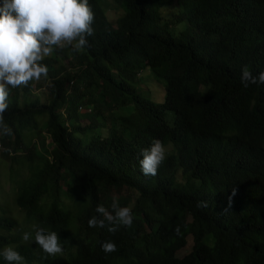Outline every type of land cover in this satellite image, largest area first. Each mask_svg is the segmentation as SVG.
Segmentation results:
<instances>
[{
    "label": "trees",
    "instance_id": "trees-1",
    "mask_svg": "<svg viewBox=\"0 0 264 264\" xmlns=\"http://www.w3.org/2000/svg\"><path fill=\"white\" fill-rule=\"evenodd\" d=\"M116 2L113 21L89 0L88 46L43 60L47 102L30 99L34 81L9 89L0 157L25 216L2 210L0 250L13 247L24 264H264V84L240 82L245 66L264 72V0ZM175 3L181 11L167 19ZM147 70L158 98L141 93ZM44 129L53 149L41 155L33 139ZM156 139L165 159L145 176L139 153ZM113 200L131 208L132 227H89ZM34 225L57 232L63 255L35 244ZM189 236L193 249L179 254ZM109 240L117 250L105 254Z\"/></svg>",
    "mask_w": 264,
    "mask_h": 264
},
{
    "label": "clouds",
    "instance_id": "clouds-1",
    "mask_svg": "<svg viewBox=\"0 0 264 264\" xmlns=\"http://www.w3.org/2000/svg\"><path fill=\"white\" fill-rule=\"evenodd\" d=\"M94 19L89 0H3L0 5V132L12 133L4 120L9 89L27 86L42 76L46 78L49 70L43 60L54 49L71 46L79 52L88 46L87 37L94 34ZM240 82L244 87L264 84V72L254 76L245 66ZM165 154V146L159 139L154 140L151 147L141 149L139 156L142 158L138 160L141 172L145 176H155ZM96 212L101 218L93 216L88 221L89 227L106 228L114 234L121 227L133 225L131 208L121 207L116 200L111 204V211L101 204ZM33 230L35 244L47 256L63 255L64 247L56 231H46L36 225ZM21 238L23 242H30L33 233L23 231ZM101 247L105 254L117 250L110 240L103 242ZM0 255L7 264H24V257L13 247L0 250Z\"/></svg>",
    "mask_w": 264,
    "mask_h": 264
},
{
    "label": "rangeland",
    "instance_id": "rangeland-1",
    "mask_svg": "<svg viewBox=\"0 0 264 264\" xmlns=\"http://www.w3.org/2000/svg\"><path fill=\"white\" fill-rule=\"evenodd\" d=\"M102 1L103 6L107 10L108 14L110 17L113 19V21H117L121 13H123V7H121L116 0H100ZM181 11V9L177 6V3L174 4L173 7L168 8L167 11H164L163 16L168 18L174 19L176 15ZM49 57L52 56V52L48 55ZM72 62L69 60L67 63ZM145 73H142L140 76L141 79H143V83L140 85L141 87V93L149 95L150 98L154 97H159L158 93L156 92V85L158 81L155 79H152L148 77L149 70L144 71ZM51 86L52 83H50L49 78L41 77L39 80H34V85L32 87L33 93L30 97V99L34 100L38 98L41 100V103H45L48 101L49 96H50V91H51ZM82 110V109H81ZM84 111V110H82ZM172 118L173 114L168 113V120L172 124ZM43 121V119L41 120ZM88 121L85 120L81 124L82 126L87 125ZM44 126H46V122L43 123ZM31 135V134H28ZM32 136V135H31ZM43 140L45 141V149L41 146ZM51 139L47 135L46 129L43 130V135L41 137L34 136L33 143L37 145L38 151L41 153V155H44V151H51L53 149V145H51ZM10 169V164L2 157H0V216L4 215L3 214V209H6L9 212V215L13 217V219H16L17 221L23 222L24 221V214L21 211L20 208L16 206V196L18 193V184H15L14 178L11 177V173L9 171ZM23 174L27 175V171L23 170ZM30 225L25 223L24 230H29ZM22 243L26 244H31L32 241L30 242H23L21 239ZM194 246V241H193V236H189V244L188 246L181 250L179 254H187L189 253Z\"/></svg>",
    "mask_w": 264,
    "mask_h": 264
}]
</instances>
